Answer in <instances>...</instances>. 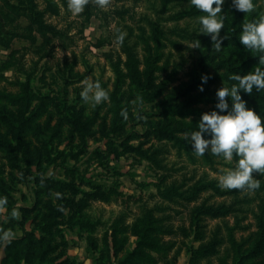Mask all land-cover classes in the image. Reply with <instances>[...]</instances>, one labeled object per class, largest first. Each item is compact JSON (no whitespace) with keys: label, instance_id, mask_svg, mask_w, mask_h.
Here are the masks:
<instances>
[{"label":"rangeland","instance_id":"374dc122","mask_svg":"<svg viewBox=\"0 0 264 264\" xmlns=\"http://www.w3.org/2000/svg\"><path fill=\"white\" fill-rule=\"evenodd\" d=\"M32 1L54 31L41 34L26 17L6 23L0 15L4 39L0 40V196L8 201L0 208V230L10 231L11 240L24 239L16 249L6 248L9 241H0V264L36 262L42 250L49 251L43 264H119L137 247L133 227L147 209H155L156 217L166 216V224L174 229L164 238L171 244L166 256L151 252L155 264H236L226 225L236 228L237 244L246 252L258 231L264 173L253 172L260 181L255 190L223 188L219 177L235 166L236 157L227 161L210 152L208 157L197 156L172 140L159 139L152 130L191 121L198 126L200 114L215 108L216 90L223 84L218 74L225 69L217 62L231 59L239 64L255 51L224 40L217 51L209 35L198 33V16L176 21L177 13L198 10L188 0H109L105 8L93 2L75 16L67 8L68 0ZM254 4L243 24L264 17V0ZM233 8L231 0H225L221 35L227 38L241 31ZM149 22L183 30L187 38L173 37L176 47L167 41L158 48L153 42L148 46L142 38L151 33ZM117 29L126 30L124 39L130 44L137 43L142 73L144 57L158 56L151 65V80L142 74V88L123 76L117 89L115 69L126 74ZM196 39L199 48L192 47ZM255 66L264 67L255 63L250 70ZM204 74L209 79L200 91ZM86 78L99 81L109 91V101L95 107L85 103L80 92ZM63 103L80 115L86 137L69 122ZM247 106L253 108L249 102ZM121 109L127 110V118ZM260 115L264 123V113ZM22 123L29 158L15 138L16 126ZM176 135L185 139V133ZM126 145L141 151H128ZM210 182L215 186L203 188ZM172 184L181 186L185 198L198 189L197 199L163 200L158 187ZM214 187L228 193L220 195ZM221 205L231 206L232 213L215 219L196 215L197 208ZM218 227L224 239L218 252L198 253ZM33 240L43 241L41 251L34 245L27 250ZM260 262L264 249L242 264Z\"/></svg>","mask_w":264,"mask_h":264},{"label":"trees","instance_id":"16d2710c","mask_svg":"<svg viewBox=\"0 0 264 264\" xmlns=\"http://www.w3.org/2000/svg\"><path fill=\"white\" fill-rule=\"evenodd\" d=\"M2 1V5L0 4V15L3 17V21L6 23H9L11 21H14L15 18L20 17H26L31 22V27L36 26L37 31H39L41 34H44L46 30L54 31L52 30L51 26L48 24H45L44 20L42 19V14L36 10V5L32 0H20L18 3H12L11 0H0ZM254 3H257V0H254ZM234 9V22L239 26V30L242 29L243 25V18L245 16V13L243 11H238L235 8ZM224 17L227 15V10H224ZM203 15V12L200 10H195L194 8H191L188 11L179 12L176 15L173 16V18L176 21H181L182 19H192L195 16ZM253 19V18H252ZM251 19V20H252ZM151 33L147 36V38L144 39V43L148 46H150V42H153L155 44V47L158 48L162 44V42L167 41L170 42L175 47L177 46V43L173 40V37H179V38H187V34L183 30H179L178 28H164L160 25L156 24V22H149ZM1 26L2 22L0 21V40L4 39L2 38L1 34ZM238 30L234 31L233 36L228 37L226 40H224L225 43H234L236 45H242L239 41V35L237 34ZM122 45V52L126 56L125 60V69L126 74L119 68H116L115 71L118 76V87L120 86L119 82H122L123 76H127L132 84H134L137 88H142L144 86V81L142 74H145L146 80H151L152 77V64L157 61V55H147L144 57V65L146 68L144 69V72H141V65L143 64V59L140 57L139 51L137 49V43L130 44L128 40L124 39V42ZM243 46V45H242ZM244 47V46H243ZM151 53V52H150ZM261 54L258 52H254L251 55H248L245 60L241 61L239 64H236L235 61H232L231 59H221L217 62L218 68H224V72L221 74H218V79H223L224 83L228 86H230L233 83H236V81H232L229 79V75L231 73H240L244 74L248 71H251L250 68L253 64L259 63V56ZM150 58V59H149ZM145 80V79H144ZM145 80V82H146ZM173 79H168L164 83H167L168 81ZM164 85V84H163ZM162 85V86H163ZM245 95L246 98H243L246 100V102L254 108V110L258 114L264 113V89L260 91H256L255 88L253 89V92L251 94L242 92L241 95ZM112 97H115L114 101L116 103V115L118 114V102H116V96L115 93L112 94ZM200 98L201 101V97ZM28 106V104H27ZM27 108V107H26ZM70 123H72L74 129H76L79 133L82 134V136H85L86 133V125L81 121V117L79 114L73 111V107L71 105H67L65 103L62 104V108ZM193 113V112H192ZM25 114H23L24 117ZM181 115L186 116L187 113H183ZM201 115V114H200ZM199 115V116H200ZM116 117V116H115ZM28 120V119H27ZM195 122L191 121L183 122L180 126L177 127H156L153 128V132L155 133L156 137L159 139L167 138L169 140L174 141V143H178L185 147V149L190 152L192 146H190L187 141L181 137H179L178 133H190L192 131L198 130V126L194 125ZM263 123V122H262ZM15 127V126H14ZM25 127V123L19 124L16 126L17 133L16 137L18 139V146L20 151H22L25 158H29V149L27 144L23 141V129ZM128 151H141L140 148L134 147V146H125ZM204 157H208L205 153L203 155ZM215 186L214 183L210 182L209 184H206L203 188L207 187H213ZM181 186H176L175 184H172L171 186H163L158 187V194L163 198V200H166L168 202H174L177 198L184 197V199L189 201H194L197 199L198 196V189L193 191L191 193V196L186 197L184 193L180 192ZM201 189V188H200ZM214 190L217 191L220 195H225V191H220L219 188L214 187ZM228 193V192H227ZM104 200H108V196H105L101 194ZM233 208L231 206L226 207L225 205L221 206H210V207H201L197 208L196 215L203 214L208 215L211 218H222L227 217L230 213H232ZM261 212L259 216H257L258 220V231L254 233V237L256 238L254 243L251 247H249L246 252H242L241 245L237 244V241L235 239V227H229L226 225L227 230V237L228 241L230 242V245H232L236 252V264H242L247 259H253L255 256H257L263 249H264V201H262L261 206ZM167 217H156L155 216V209H147L143 216L137 220V222L134 224L133 231L135 235L138 238V245L135 248L133 252H130L124 260H122L119 264H155L156 259L154 256H152V253H156L162 257L166 256V254L169 252L171 244L170 242H166L164 238L166 236H169L174 233V229L172 226L167 225ZM118 221V219H117ZM54 223V222H53ZM56 223V222H55ZM43 229H48V227H44ZM32 233L29 234L31 237ZM221 230L218 227L216 231L214 232L211 240L203 245L198 253L202 254L203 256H207L209 254H216L218 252V247L224 242V239L220 237ZM252 235V236H253ZM24 239L19 240H11L8 242L6 248H13L16 249L20 243H22ZM38 242V243H37ZM37 246L35 249L41 251L40 248H42L43 241L33 240L30 241L29 244H27V250H30L31 247ZM19 250H17L18 252ZM41 258L39 260L30 261L28 264H43L42 262L44 259L46 260L47 254L49 251L42 250ZM150 252V253H149ZM258 264H264V262H260Z\"/></svg>","mask_w":264,"mask_h":264},{"label":"clouds","instance_id":"9594fccd","mask_svg":"<svg viewBox=\"0 0 264 264\" xmlns=\"http://www.w3.org/2000/svg\"><path fill=\"white\" fill-rule=\"evenodd\" d=\"M93 2L101 8L109 4V0H68L67 8L75 16ZM188 3L205 13L198 16L201 25L198 33L209 35L212 47L220 51L222 41L227 39L225 34L221 35V29L225 28L222 11L225 0H188ZM231 5L244 13L255 8L254 0H231ZM117 32L116 39L122 44L127 34L126 30L117 29ZM238 39L244 48L260 53L258 62L259 65H264V17L244 23ZM192 47L199 48L200 40L196 39ZM208 79L207 74L201 76L202 83L198 86L200 91H203ZM229 79L236 83L228 86L223 81L222 86L216 90L218 99L215 108L201 113L197 122L198 130L185 133V139L191 143L192 151L197 156L210 152L227 161H232L236 157L235 166L220 175L221 187L255 190L259 188L260 181L253 176V172L264 173V123L261 115L247 106L241 90L251 94L254 88L256 91L264 89V67L255 66L244 74L231 73ZM82 83L84 86L80 97L85 103L95 107L109 101L110 93L99 81L86 78ZM121 115L127 118V110L121 109ZM7 202L6 196H0V208L5 207ZM16 214V210L11 213L13 217ZM11 238L10 231L0 230V241L10 242Z\"/></svg>","mask_w":264,"mask_h":264}]
</instances>
